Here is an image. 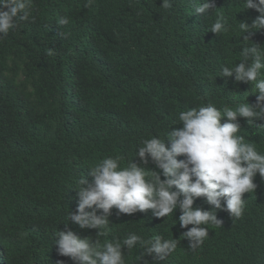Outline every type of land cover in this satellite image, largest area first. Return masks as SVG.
Wrapping results in <instances>:
<instances>
[{"label": "trees", "instance_id": "1", "mask_svg": "<svg viewBox=\"0 0 264 264\" xmlns=\"http://www.w3.org/2000/svg\"><path fill=\"white\" fill-rule=\"evenodd\" d=\"M48 1L60 7L56 3L66 0ZM134 1L120 2L129 6L127 17L132 20L131 27L116 36L124 43L122 51L95 49L101 52L94 62L102 72L93 67L90 77L71 91L53 73L45 54L66 64L73 40L89 44L86 28L76 25L75 13H70L69 24L60 26V32L54 28L41 30L33 22L18 35L9 33L2 40L6 48L36 51L34 56L40 54L41 66L24 72L27 78L37 80L16 87V73L9 72L10 67L0 61V264H74L70 258L58 255L54 243L57 231L72 230L101 245L122 242L130 233L145 240L156 235L178 240L183 230L178 221L179 209L172 216L156 218L150 210L117 215L113 208L110 228L104 235L80 229L67 220L69 211L74 213L78 205L73 193L78 178L108 157L120 156L121 167L131 160L139 164L135 153L142 142L152 136L166 138L168 131L182 127L178 121L182 111L209 103L218 109L225 105L235 108L245 102V97L248 103L255 102V94L250 93L255 91L254 85L218 76L222 64L239 63L241 49L255 40L264 54V29L254 32L250 42L243 40L239 28L240 21L251 24L258 15L255 10H243V0H214L217 9L209 14L206 33L205 27L202 31L199 28L200 19H196L198 28L191 22L165 25L158 39H151L153 50L146 53L140 39L143 17L161 19L166 9L160 7L161 0ZM196 2L172 0V6L187 17L197 18ZM102 6L111 9V0H104ZM85 8L100 20L118 24L113 14L98 10L94 3L78 6L79 11ZM218 13H223L232 25L225 33L227 44L211 57L210 49L220 42L209 32ZM127 44L133 53H129ZM261 72L264 78V69ZM238 120V134L244 142L254 144L264 154V126H259L264 121L248 125L244 118ZM224 121L221 118V123ZM153 165L149 160L147 166ZM254 183L257 188L249 193L240 218L223 212L225 224L197 251L189 252L179 242L160 264H264V180L257 174ZM200 198L195 199L194 208L202 202ZM48 201H53L54 211L34 221L33 212L43 209ZM122 253L125 264H147L152 260L144 256L140 244L128 252L122 246Z\"/></svg>", "mask_w": 264, "mask_h": 264}, {"label": "clouds", "instance_id": "2", "mask_svg": "<svg viewBox=\"0 0 264 264\" xmlns=\"http://www.w3.org/2000/svg\"><path fill=\"white\" fill-rule=\"evenodd\" d=\"M103 1L66 0L56 3L60 5L58 7L48 0H0V61L10 67L9 72L16 73V87L37 80L27 78L24 72L41 66V56L39 53L34 56L36 51L33 50L26 52L17 47H3L2 40L9 33L17 32L18 35L31 27L33 22L41 30L54 28L60 32V26L69 24L70 13L78 16L77 26L86 28L89 44H78L73 40L66 53V64H60L46 53L53 73L71 91L90 77L93 67L102 72L94 62L101 52L95 49L103 47L108 51H122L124 43L117 41L116 36L131 27L132 21L127 17L129 6L120 3L128 0H111L112 8L109 10H104ZM130 2L135 3L134 0ZM93 3L98 10L113 14L118 24L98 19L87 11L88 8L78 10V6L89 7ZM243 3V10L252 9L258 13L251 24L245 21L239 23L243 40L251 42L250 36L264 29V0H243ZM160 7L166 9L163 18L149 20L143 17L145 25L140 39L146 53L153 50L155 44L151 39L157 40L165 25L178 26L191 22L198 28L196 19H200L199 28L202 31L205 27L206 33L209 14L217 9L214 0H197L194 12L200 17L193 18L172 6V0H161ZM215 16L209 32L220 42L210 49L211 57L215 55V50L227 44L225 33L232 25L223 13ZM256 43L255 40L241 49L239 63L232 66L222 64L218 75L254 85L255 91L250 92L256 96L254 103H248L245 97V102L238 103L235 108L225 105L218 109L209 103L182 111L178 116L182 127L168 131L166 138L152 136L142 142L143 146L135 153L139 164L131 160L127 166L121 167L120 156L108 157L94 166L90 165L92 167L88 172L78 178L73 191L78 205L74 213L69 211L67 220L80 229H89L90 233L97 231V236L104 235L110 228L109 216L113 208L117 210V215L150 210L156 218L172 216L174 210L179 209L178 221L183 229L180 238L163 239L156 235L154 239L145 240L130 233L122 242L115 241V238V242L101 245L98 240L92 242L88 237L81 238L72 230L57 231L54 243L58 255L70 258L74 264H125L122 246H126L128 252L140 244L144 256L152 257L147 264H160L177 249L179 242L185 250L197 251L225 224L223 212L236 219L243 215L249 193L257 188L254 178L259 174L264 180V154L254 144L245 143L244 137L238 134L241 130L238 117L244 118L248 125L255 124L256 120L264 121V78L261 72L264 69V54ZM127 46L129 53H133ZM27 90L30 91L29 86ZM221 118H225L223 123ZM178 156L183 157L177 159ZM149 160L154 163L153 166H147ZM90 176L92 182L89 184ZM199 197L202 202L194 208V201ZM53 211L54 203L48 201L43 209L33 212V220H42Z\"/></svg>", "mask_w": 264, "mask_h": 264}]
</instances>
